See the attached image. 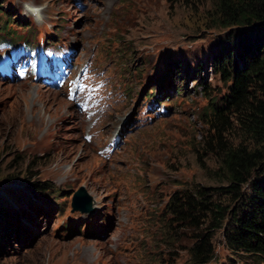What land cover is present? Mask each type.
Wrapping results in <instances>:
<instances>
[{"label": "rangeland", "instance_id": "obj_1", "mask_svg": "<svg viewBox=\"0 0 264 264\" xmlns=\"http://www.w3.org/2000/svg\"><path fill=\"white\" fill-rule=\"evenodd\" d=\"M4 24L15 45L75 50L68 79L84 114L44 81L0 80V205L19 226L15 241L0 236V264H264L229 250L227 219L186 205L207 189L234 206L217 190L222 141L237 133L210 109L228 92L212 65L224 34L212 0H0ZM158 80L184 93L147 100ZM81 187L91 213L72 210Z\"/></svg>", "mask_w": 264, "mask_h": 264}, {"label": "trees", "instance_id": "obj_2", "mask_svg": "<svg viewBox=\"0 0 264 264\" xmlns=\"http://www.w3.org/2000/svg\"><path fill=\"white\" fill-rule=\"evenodd\" d=\"M212 5L217 26L224 30L212 50V65L227 82L228 92L222 104L213 102L210 109L223 123L230 116L231 130L237 133V138L222 141L217 175L226 181L227 187L217 190L229 196L234 206L228 210L209 202L207 189H197L200 201L192 202L188 198L186 205L193 207L196 202L199 211H211L218 227L228 220L223 228L230 251L261 256L264 255V0H212ZM7 21L10 17L6 24ZM5 27V24L4 28L0 26V34L13 42L17 38ZM25 42L31 44L30 40ZM201 80L198 85L206 90ZM158 83L146 96L147 100L155 98L154 91L162 93L170 86L172 94L184 93L181 85H170L166 80ZM171 99L170 95L165 103ZM155 102L158 104V98ZM179 201L178 198L171 201L175 211L182 208ZM7 207V202L0 205V236L15 241L19 227L17 216L10 214ZM198 257L200 253L196 251V261Z\"/></svg>", "mask_w": 264, "mask_h": 264}, {"label": "water", "instance_id": "obj_3", "mask_svg": "<svg viewBox=\"0 0 264 264\" xmlns=\"http://www.w3.org/2000/svg\"><path fill=\"white\" fill-rule=\"evenodd\" d=\"M92 197L88 194L84 187L79 188L74 192L72 197V210L81 213H91L93 211Z\"/></svg>", "mask_w": 264, "mask_h": 264}, {"label": "bare ground", "instance_id": "obj_4", "mask_svg": "<svg viewBox=\"0 0 264 264\" xmlns=\"http://www.w3.org/2000/svg\"><path fill=\"white\" fill-rule=\"evenodd\" d=\"M38 106V105H37Z\"/></svg>", "mask_w": 264, "mask_h": 264}]
</instances>
